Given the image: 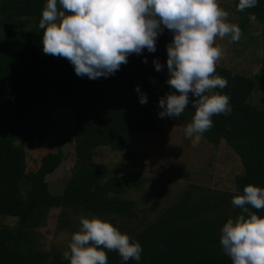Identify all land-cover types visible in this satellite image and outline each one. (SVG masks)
I'll list each match as a JSON object with an SVG mask.
<instances>
[{
	"label": "trees",
	"instance_id": "16d2710c",
	"mask_svg": "<svg viewBox=\"0 0 264 264\" xmlns=\"http://www.w3.org/2000/svg\"><path fill=\"white\" fill-rule=\"evenodd\" d=\"M238 3H232L238 26L242 28L243 16L254 14L264 29V0L243 12L237 11ZM45 5L44 0H0V214L17 218L13 229L0 224V264H70L63 253L27 249L31 228L58 204L97 216L115 213L131 217L127 201L101 196L121 189L112 175L123 171L124 165L92 163L93 150L102 145L125 148L126 134L151 133L152 112L161 111L159 98L175 91L166 83V45L173 33L163 25L155 52L144 49L139 55L131 54L114 75L92 80L77 76L66 58L43 53L39 21ZM154 60L162 65L161 71H156ZM215 68L214 75L226 78L228 84L213 91L230 97L232 111L214 115L213 127L202 137L212 144L222 139L238 154L243 173L236 180L234 193L217 191L209 200L170 205L161 217L130 238L142 246L139 261L125 262L118 251L105 249L108 264H232L219 237L227 219L240 214L232 204L233 197L244 195L247 185L264 188V104L256 107L247 100L255 87L253 78L219 65ZM136 86L146 94V104L139 102ZM189 98L196 99L191 94ZM43 104L68 107L72 112L74 160L60 195L44 188V177L62 159L60 149L45 153L34 171L25 172L24 168L23 148L34 136L42 140L47 132L31 115L33 108ZM189 104L190 113L183 118L191 123L195 110ZM21 179L28 183L24 196L17 193L16 183ZM140 181L133 177L123 183L136 186ZM96 185L95 190H86ZM249 208L264 216V209Z\"/></svg>",
	"mask_w": 264,
	"mask_h": 264
},
{
	"label": "clouds",
	"instance_id": "9594fccd",
	"mask_svg": "<svg viewBox=\"0 0 264 264\" xmlns=\"http://www.w3.org/2000/svg\"><path fill=\"white\" fill-rule=\"evenodd\" d=\"M257 3L239 0L237 11ZM228 16L217 0H47L39 27L43 53L66 58L77 76L92 80L114 75L131 54L155 52L161 25L170 30L166 83L175 91L159 98L158 116L178 118L191 103L195 112L184 135L195 147L213 127L214 115L232 111L230 97L213 91L228 84L226 78L214 75L216 62L224 56L221 47L213 46L216 38L237 42L243 35L237 24L227 22ZM251 18L255 20V15ZM153 63L156 71L162 70L158 61ZM135 90L139 102L146 104V94L139 86ZM189 94L196 99L190 100ZM243 191L232 199L240 214L223 224L219 242L232 264H264V216L249 208L264 209V188L247 185ZM80 225L62 254L70 264H108L105 249L118 251L125 262L140 260L141 244L111 223L93 216L82 217Z\"/></svg>",
	"mask_w": 264,
	"mask_h": 264
},
{
	"label": "rangeland",
	"instance_id": "374dc122",
	"mask_svg": "<svg viewBox=\"0 0 264 264\" xmlns=\"http://www.w3.org/2000/svg\"><path fill=\"white\" fill-rule=\"evenodd\" d=\"M44 1L46 4L47 0ZM217 3L229 13L227 22L238 25L233 0H217ZM240 29L243 35L237 42L231 41L230 37L216 38L213 46L224 50L223 58L216 65L253 78L255 87L247 100L261 107L264 104V29L250 16L242 17ZM190 110L189 104L178 118H160L157 112H152L154 129L151 133L126 134L128 145L125 148L102 145L93 150L92 163L108 167L124 165L123 171L112 175L121 183V189L115 193L103 192L101 196L127 201L132 210L131 217L115 213L97 216L61 203L52 207L31 228L27 249L63 253L71 235L79 231L82 217H98L131 238L161 217L172 204L192 205L209 200L217 191L234 193L236 180L243 173L238 154L222 139L212 144L202 137L193 147L184 135L189 123L183 117ZM31 115L32 121L45 127L47 132L42 140L34 136L31 144L23 148L25 172L34 171L45 153L60 149L59 165L44 177V188L51 194L60 195L74 160L71 109L43 104L33 108ZM133 177L141 180L138 185L123 183ZM16 186L18 195L24 196L28 183L21 179ZM97 186L86 187V190H95ZM16 221L14 216L0 214L2 225L13 229Z\"/></svg>",
	"mask_w": 264,
	"mask_h": 264
}]
</instances>
